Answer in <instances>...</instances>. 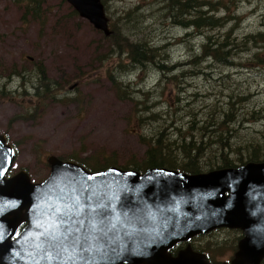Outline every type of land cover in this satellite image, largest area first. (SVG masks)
Instances as JSON below:
<instances>
[{"label":"rangeland","instance_id":"1","mask_svg":"<svg viewBox=\"0 0 264 264\" xmlns=\"http://www.w3.org/2000/svg\"><path fill=\"white\" fill-rule=\"evenodd\" d=\"M209 1L223 2L212 13L225 18L223 26L207 30L210 40L222 41L233 28L234 45L227 50L233 67L202 57L203 36L185 37L165 0H101L118 38L161 49L160 62L173 67L161 80L153 64L125 67L129 44L119 53L115 37L94 29L66 0H0V134L17 146L9 174L25 171L30 182L39 183L50 173L51 155L97 159L98 165L139 161L145 142L161 131L164 140L200 137L206 122H220L229 108L234 122L213 125L215 135L256 144L264 133V45L247 36L264 31V0ZM190 55L201 59L182 68ZM190 69L199 70L187 77ZM43 87L50 96L40 99L35 94ZM36 104L38 113L23 119ZM218 153L217 146L206 151L197 172L210 170ZM104 156L112 159L104 162ZM236 232L199 235L191 244L226 259Z\"/></svg>","mask_w":264,"mask_h":264},{"label":"water","instance_id":"2","mask_svg":"<svg viewBox=\"0 0 264 264\" xmlns=\"http://www.w3.org/2000/svg\"><path fill=\"white\" fill-rule=\"evenodd\" d=\"M66 1L110 34L101 0ZM14 158L0 134V264H209L189 247L174 257L166 250L219 227L245 232L232 264H257L264 255V162L140 173L89 171L51 155L48 177L33 183L25 171L8 177Z\"/></svg>","mask_w":264,"mask_h":264},{"label":"trees","instance_id":"3","mask_svg":"<svg viewBox=\"0 0 264 264\" xmlns=\"http://www.w3.org/2000/svg\"><path fill=\"white\" fill-rule=\"evenodd\" d=\"M165 7H169L172 12L171 19L175 25L182 27L185 30V37H192L194 35H202L204 40L201 42L202 57H213L216 61L224 63L229 67L235 66L230 64V53L227 54L229 46L233 47L234 43L230 40V28L229 31L224 32L223 40L217 39V41L210 40V34H207V30L213 28H220L225 22V18L216 17L212 12L216 11L217 5H221L222 1H209V0H165ZM233 3V1H232ZM235 7V5H234ZM227 8V7H226ZM127 13H130L129 11ZM126 13V14H127ZM231 18V17H230ZM233 19V18H232ZM240 18L235 15V20L238 21ZM115 26H110L108 18V29L110 35L106 37L114 38L113 44L117 46V50L123 53L124 46L129 44L126 51V56L130 60L128 68H140L146 69L150 64H153L157 71L160 73V79H167L169 77L168 73H171L173 67H168L163 62L164 57L160 55V50L156 47L151 46L147 41H135L128 42L125 37L118 38L122 35L115 34ZM251 37L256 43H261L264 45V31H258L256 34H249L247 36ZM264 47V46H263ZM223 50V52H222ZM194 54V53H192ZM200 55V54H199ZM228 55V56H227ZM198 55H190L189 59L182 64V68L186 66L191 67L198 64L200 61ZM228 59V60H227ZM199 70V69H198ZM198 70H186V75H195ZM43 73V71H42ZM185 73V72H184ZM43 93L39 91L36 92L35 96L40 99L50 96L45 87H43ZM38 105H34L32 109L26 111L21 115L23 119H30L38 113ZM222 120L220 122H206V124L201 128L203 132L200 137H195L192 134L181 136L179 138H171L166 135V140L162 139V131L155 136L154 140L149 139L145 142L146 149L144 151L143 157L139 161L131 160L130 163L125 165H118L116 162L105 163L98 165L97 159L93 162H87L84 160H76L72 158L73 161L83 165L86 169L95 171L107 168L108 166L115 165L124 169H133L139 172L152 167H166L169 169H175L178 171H183L186 173H197L199 166V159L203 156L206 151L214 146L219 147V153L216 157V161L211 162L209 160L212 169L236 167L247 162H264V133L261 134V138L256 144H245L243 146L240 143H232L231 137L221 134L215 135V131L211 128L213 125L220 126L226 124V127L234 122V114L232 113V108H229L222 113ZM209 123V124H208ZM190 130V129H189ZM206 133V134H205ZM142 139L144 140L143 136ZM142 140V141H143ZM153 141V142H152ZM14 148L17 150L16 143H12ZM109 159L103 157V161L107 162ZM209 171V170H208ZM204 251V250H202ZM210 251V250H208ZM208 251H204L208 255ZM216 253L215 250H212ZM217 254V253H216ZM213 254H209V258H212Z\"/></svg>","mask_w":264,"mask_h":264},{"label":"flooded vegetation","instance_id":"4","mask_svg":"<svg viewBox=\"0 0 264 264\" xmlns=\"http://www.w3.org/2000/svg\"><path fill=\"white\" fill-rule=\"evenodd\" d=\"M228 229H230V230H235V231H237L236 232V234H235V240H236V243H235V245L233 246V247H231L232 248V250H234V251H232L231 253H233V254H229L228 256H225L226 257V259L224 258V259H220V260H216L215 259V257H216V255L215 256H213L212 257V259H215V260H212V259H210L209 258V254L211 255V253L213 252L212 250H210V251H208V255H207V253L206 252H204V251H201V253H204L205 255H206V258H207V260H208V262L210 263V264H232V261L235 259V257H236V253L238 252V250H239V243H240V241L245 237V232H244V230L243 229H241V228H225V227H221V228H219V229H214V230H212V231H209L208 233H206L207 235L209 234V233H213V235H215L217 232H229L230 230H228ZM199 234H201V233H199ZM203 235V234H202ZM196 236H199L198 234H196V235H193V236H191L190 238H188L187 240L185 239V240H178V241H176L170 248H168L167 250H166V253L167 254H169L170 256H175V255H177L181 250H183V249H185L186 247H189L190 249H192V250H195V249H193V247H192V244H191V241L196 237ZM234 241V240H233ZM198 252H200V251H198ZM218 259V258H217ZM257 264H264V255L261 257V259L258 261V263Z\"/></svg>","mask_w":264,"mask_h":264},{"label":"bare ground","instance_id":"5","mask_svg":"<svg viewBox=\"0 0 264 264\" xmlns=\"http://www.w3.org/2000/svg\"><path fill=\"white\" fill-rule=\"evenodd\" d=\"M141 18V17H140ZM186 33V32H185ZM191 38V37H190ZM177 42H178V40H177ZM129 73V72H128ZM132 73V72H131ZM133 87V86H132ZM134 90V89H133Z\"/></svg>","mask_w":264,"mask_h":264}]
</instances>
